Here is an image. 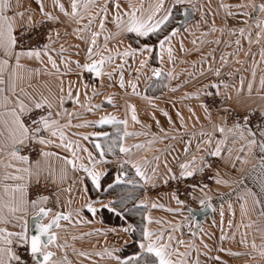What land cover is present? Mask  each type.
<instances>
[{"label": "snow or ice", "instance_id": "snow-or-ice-1", "mask_svg": "<svg viewBox=\"0 0 264 264\" xmlns=\"http://www.w3.org/2000/svg\"><path fill=\"white\" fill-rule=\"evenodd\" d=\"M32 2L33 0H29L28 6L25 7L23 0H0V169H2L0 170V264H71L66 254L58 257L57 252L52 250L55 247L63 251L68 247L66 242L63 244L58 242L60 237L57 230L63 227L61 221L69 224L73 221L75 224H92L94 218L100 216L103 210L114 213L125 223L119 227L95 228L86 234L102 235L106 244L109 234L117 237L112 246H106L95 253L101 260L106 259L109 264H189L188 257L191 255L189 249L196 246L194 241L186 242L175 235L184 226L183 224L168 222V228L162 227L153 231L149 225L161 224L162 221H154L150 215H145L143 220L147 223L141 224L140 239L135 241L136 247L132 253L125 252V247L129 244L127 239L121 243V233L130 236L138 230L133 223H127L128 213L149 207L147 195L138 198L134 195V191L137 187L154 185L160 160L159 156L153 157L152 161L145 157L134 159L133 149H143L145 144L125 146L123 140L132 136H147L150 133L128 131V119H120L113 114L103 115L98 120H85L82 123H73V121L80 120L82 112L94 114L95 111L102 109L103 104H94L93 99L105 96L103 90L116 85L123 90L125 96L129 95L130 88L131 96L140 97L148 101L151 108L157 109V105L151 103L154 98L148 96L146 91L156 82L164 79L171 81L176 78L173 71L165 73L163 69L165 53L169 62L175 59L172 40L181 31L179 26L170 27L175 10L188 4L192 12L200 11V22L207 23L204 20L202 7L198 8L197 5L192 4V0H171L168 6L166 0H148L147 4L144 0H140L139 4L134 3L133 0H68L67 4L62 0H51L52 7L49 10L45 0H34L36 8L31 7ZM220 7L225 10L231 7L242 9L250 7L253 12H258L259 16L254 21L256 28L259 29L255 42L260 43L264 39V0L259 4L250 0L248 4L241 3L235 6L221 3ZM37 14L39 19H36ZM191 14L189 8H183L184 23H189ZM110 15L111 21H109ZM226 15L245 17L250 16V13L227 11ZM200 22H197V26ZM109 23L114 26V30L109 28ZM243 23L248 24V20H244ZM61 29H63V37L71 34L83 42L85 47L82 59H73L72 54L65 55L70 49H76L74 55L80 57V44L66 46L65 42H61ZM216 30L213 21L210 31ZM224 30L223 27L220 28L221 32ZM229 31L232 35L237 31L240 36L245 35L244 27L232 28ZM129 38L134 40L136 47L131 43L124 45V41ZM111 42H115V47H109ZM248 42L253 43L251 32L248 33ZM216 43L220 41L217 40ZM235 43L239 45L240 40L237 39ZM122 45L123 50H121ZM180 47L183 50L182 41ZM154 57L159 59L160 66L151 63ZM261 57L264 59V50L261 51ZM220 59L225 65L227 64L225 56L222 55ZM117 60L120 62L117 63ZM129 60L137 66L130 65ZM22 61H36L40 67H32ZM126 68L129 69L128 74L131 79H125ZM209 71H214L216 77L221 75V68L214 70L209 68ZM86 74L87 78H85ZM41 76L53 79L40 81L39 87L34 86L31 83L33 78L39 79ZM228 76H232V73L229 72ZM105 78L108 83H105ZM255 78L256 72L253 69L252 79L247 83L246 92L244 77L241 76L239 87L230 86L220 80L203 85L202 89L195 93H185L184 99H199L201 94H213L207 92V89H215L214 95L219 96L221 88L227 90L232 87L235 90V100L233 94L226 91L225 101L234 100L235 105L244 109V114L234 118L230 124L229 117L235 116V108L226 106L218 117L219 123H216L213 122L208 105L202 103L201 107L210 127L206 129L202 126L198 133L190 134L183 148L186 155L192 148L193 139L197 135L199 139L196 141L195 152L191 155V159L179 165V176L173 174L171 168L167 171L172 179H187L208 170L214 173L209 178L217 185L235 184L238 191L243 186V190L238 195L241 201V216L245 217L249 214L247 207L249 198L252 202V211L258 210V220L244 227L251 229L255 226L254 230L260 236V244L258 245L254 238L251 242V252L247 255L252 256L254 261L258 256L260 259L256 264H264V75L260 77L259 87L256 89L260 100L258 108L252 107L247 102V98L253 95ZM141 83L145 89L143 95L139 90ZM179 87L170 88V91L175 92ZM105 100L113 108L116 107L115 94L106 95ZM124 106L134 124L151 128L150 124L142 123L134 103L124 100ZM158 110L167 117L169 125L174 124L168 112ZM257 110L259 120L253 126L251 119ZM188 111L195 115L191 107ZM176 115L180 127L186 129L187 124L182 113L177 111ZM151 118L163 136H154L152 140L147 141L149 146L157 139H176V136L169 137L164 128L160 127L155 112H152ZM96 125L123 126L122 135L118 137L121 141L118 147L122 157L118 161L114 176L107 172L105 167L110 163L106 159V154H114L115 141L107 143L108 134L105 132L85 134L71 131ZM89 135L97 138L105 137L106 147L99 142V139L94 143L97 155H93L83 147L79 140L71 138L80 136L83 140H88ZM53 148L60 151H52ZM201 152L204 154L196 155ZM80 153H87V163L83 162L84 157ZM208 157L219 158L239 175L234 180L223 179L220 169H214L213 162ZM54 159L60 162L59 168L53 164ZM153 161L156 162V166L150 167ZM249 165L250 167L246 169L245 166ZM165 166L167 167L166 162ZM69 169L80 175L73 180V186L60 191L71 193L75 187L83 194V203L73 206L76 198L69 197L66 201L68 205L66 211L53 212L52 208L45 206L50 202L52 194H44L40 191L41 180L46 183L50 181L52 184L58 182L63 184L68 179ZM149 169L152 175L148 174ZM130 171H134V176H130ZM245 176L251 177L253 187L244 184ZM87 181H90L91 188ZM33 186L36 188L34 194ZM192 187L195 189L197 185L194 184ZM199 187L204 193L203 198L199 199V204L212 208L211 197L205 192L209 186L202 184ZM192 198L196 199L194 195ZM172 199L179 207L166 210L180 214L187 211L188 216L185 217V221L188 222L191 236L195 237L197 233L191 230L190 222L196 210L187 207L185 201L179 199L175 192L172 193ZM56 203L63 208L58 195ZM151 207L163 208L164 205L152 203ZM229 208H232L231 203ZM85 213L93 219H89ZM232 214L235 215V212L233 211ZM30 215L35 220L34 233L30 231L28 219ZM100 223H103V218ZM229 224L231 226V221ZM200 231L203 229L201 228ZM73 239L77 237L74 236ZM223 239L225 237L221 236V240ZM240 243L247 246V233L242 234ZM181 247L185 250L181 251ZM204 247L208 248L209 245L205 243ZM219 251L225 249L221 248ZM79 255L86 256L87 253L80 252ZM215 259L219 260L220 257L217 256ZM193 264H200L199 259L197 258Z\"/></svg>", "mask_w": 264, "mask_h": 264}, {"label": "crops", "instance_id": "crops-1", "mask_svg": "<svg viewBox=\"0 0 264 264\" xmlns=\"http://www.w3.org/2000/svg\"><path fill=\"white\" fill-rule=\"evenodd\" d=\"M65 4H67L68 0H62ZM134 3L139 4L140 0H133ZM255 3L259 4L262 0H254ZM25 7L28 6L29 0H23ZM45 3L49 10H51V0H45ZM144 3L147 4L148 0H144ZM171 3V0H166V6ZM228 4V5H238V4H248L250 0H192V4L197 5L198 8L202 7L204 13V20L207 23L200 22L201 21V13L200 11H195L194 13V21L188 23L186 27L188 31H184L183 29L180 33L174 37L175 42V51H178V54H181L185 59H179V61L175 62V66L172 69L173 75L176 77L171 81L166 82L165 90L159 92L157 95H148L153 97L152 104L157 105V109L151 108L148 101L143 99L133 100L130 95L131 89H128L129 95L125 96L123 94V90L119 89L118 85L113 88H105L103 91L105 96L108 94H115V103L116 107L113 108L111 105L107 104L104 99L105 96H98L93 99L92 103L99 104L101 100L103 101L102 109L95 111V113L82 112V116L80 120H74L73 123H82L85 120H98L101 116L107 114L116 115L120 119H128V131L130 132H139V131H148L150 134L147 136H132L127 137L123 140L125 146H130L136 143H144L145 148L143 149H133V158L140 159L142 157L147 158L152 161L153 157L159 156V168L157 171V175L155 178L154 185L149 184L144 187V195L149 194L148 191H153L157 187L163 185L165 181H169L172 179L171 174L168 173L167 169L171 168L172 173L179 176L180 168L179 165L187 160L191 159V155L195 152V144L199 139V136L192 141V148L190 152L186 155L183 152V148L185 146V142L189 139L191 133H198L200 128L203 126L204 128H209V122L205 119V112L201 107V100L205 96L201 94L199 99H184L185 93H195L197 90H201L203 85L208 84L209 82H219L220 80L225 81L230 86L235 85L239 87L240 77H244L245 81V92L247 89V83L252 79V71L253 69L256 72V78L253 85V95L250 98H247V102L252 105L254 108H258L260 103L259 96L256 94V89L259 87V80L262 75H264V59L261 57V51L264 50V39L261 40L260 43H256V33L259 29L255 26V19L259 16L258 12H253L252 9L249 8H237L231 7L230 9H222L220 4ZM189 6L185 4L183 7ZM32 8H36L34 0L31 3ZM181 7V8H183ZM227 11H231L233 13H239L247 11L250 13V16L240 17H228L226 15ZM39 15L37 14L36 19H39ZM112 17L109 16V21H111ZM248 20V24H244L243 21ZM213 21L215 22V26L217 30L215 32L210 31ZM197 22L199 26H197ZM204 25V26H203ZM75 26V25H73ZM109 28L114 30V26L109 23ZM203 26V27H201ZM224 28L223 32L220 31V28ZM245 28V35L240 36L237 31L235 35H232L229 31L232 28ZM62 32V41L65 42L66 46H70L73 44H80L81 56L76 57L74 52L76 49H70L69 53L65 55L72 54L73 59H82L83 58V49L85 45L83 42L77 40L74 36L69 34L67 37H63V29ZM70 32V29H69ZM251 32L253 43L249 44L248 42V33ZM204 33H207L205 35ZM186 37V39H185ZM193 37V38H191ZM239 39L240 44L237 45L235 41ZM219 40L220 43H216ZM183 42L184 48L181 50L180 43ZM195 41V43H193ZM102 43V38H101ZM129 44L127 40L124 41V45ZM58 46V45H57ZM109 47H115V42H111ZM121 50H123V45L121 46ZM247 53V54H246ZM225 56L227 59V64L225 65L223 61H221V56ZM239 61V63H237ZM23 63H27L32 67H40L39 63L36 61H22ZM129 63V62H128ZM131 65V64H130ZM74 68V66H73ZM209 68L212 70L216 68H221L220 77H216L214 75V71H209ZM231 72L232 76H228V73ZM203 73V75H201ZM75 79V77H71ZM87 78V74L86 77ZM53 78L41 76L39 79L33 78L31 83L34 86L39 87L40 81L49 80ZM125 79H131L129 75H126L125 70ZM105 83H108L105 78ZM170 85V86H169ZM169 86V90H168ZM180 86L177 91H170V88H176ZM83 91V90H82ZM209 91H216L215 89H207ZM221 107L218 111H211L213 122L219 123V115L222 114V109L226 106L233 107L235 110L244 111L243 108L235 105V90L230 87L225 90L221 88ZM231 92L233 94L234 100L230 102H226L224 98L225 92ZM145 94V93H144ZM91 95V92H89ZM83 100V97H81ZM124 100H130L137 106V114L143 124H150L151 128H143L141 124H134L131 121L130 113L127 111L124 106ZM70 107V105H69ZM191 107L195 115L188 111V108ZM158 109H162L172 117L174 122L173 125H169L167 122V117L163 116L161 111ZM179 111L184 116L185 122L187 124V128H181L179 123V118L176 113ZM152 112H155L156 119L160 121V127L164 128V130L168 133V136H176V139H157V141L149 146L147 141L152 140L155 137H162L163 133L160 132L154 120L151 118ZM199 117V120H197ZM113 125H96L94 127H86V128H78L72 129V132L85 133L90 134L93 132H105L109 136V143L111 142L114 135L110 133V127ZM120 127L119 136L122 135L123 126ZM71 136V132L69 133ZM112 135V136H111ZM72 139L79 140L83 147H86L89 151L93 153V155H97V150L94 147V143L101 138H105L103 136L97 138L95 136L89 135L88 140H83L80 136L71 137ZM103 142V141H102ZM121 141L118 139L117 149L114 154L107 155L106 159L110 161L108 164L112 169L117 168L118 161L122 157V154L119 152L118 145ZM106 147V146H105ZM52 151H60L59 149L53 148ZM67 155V153H63ZM204 153H196L197 156L203 155ZM81 156L84 157L83 162L87 163V153H80ZM214 157H208L211 160ZM219 159V158H217ZM165 162L167 167L165 166ZM53 164L59 168L60 162L57 160H53ZM156 162L153 161L150 167H155ZM239 167V166H238ZM246 169L249 166H245ZM220 175L223 179L234 180L238 173L230 168V166L222 163L220 161L219 166ZM2 170V169H0ZM130 174H133L134 171H130ZM149 175H152L149 169ZM80 173H74L69 169L68 179L60 184L59 182L56 184H52L50 181L47 182L50 184L55 193L52 196L50 202L45 205L46 207H50L55 211L67 210L68 205L66 201L69 197L76 198V202L73 206H79V204L83 203V194L78 191L75 187L71 193L62 192L60 189L68 188L73 186V180ZM139 179V178H136ZM45 182L43 179L41 183ZM142 183V182H141ZM244 184L248 187H253L251 177H244ZM243 190V186L240 187L239 191L237 190V185L231 184L230 186L225 185H217L215 181H213V185L210 189L205 190L207 194L211 197L212 204V219H206L202 223L203 231L197 230L195 227V223L191 220V230L196 231L197 235L195 237L191 236V232L189 229L188 222L185 221V217L188 216V212L184 211L182 214L169 212L166 209L172 208L176 209L179 205L176 204V201L172 199V197L168 194L161 195L159 197L156 204L164 205L163 208L157 207L153 208L154 215L152 219L162 221L161 224L152 223L149 225L150 229L153 231L159 230L160 228H168V222L172 224H183L184 226L175 233L177 238H182L186 242L189 240L194 241L195 248L189 249L191 255L188 257L189 264H193V262L198 258L200 264H256L259 261V257H255V261L252 256L247 255V253L251 252V242L255 238L256 243L260 244V236L254 230V227L249 229L245 228L244 225L257 221V211H252V202L251 198L248 200V216L242 217L240 212L241 201L238 199L239 193ZM59 196V200L63 205V208L59 207L56 203V197ZM172 195V194H171ZM196 199L192 198V205H190L193 209H200L203 206L199 204V199L203 198L204 193L201 191L194 194ZM179 198V197H178ZM181 199V198H179ZM229 203H231L232 208H229ZM189 207V206H187ZM221 210H223V217H221ZM233 211L235 215H233ZM151 214V213H150ZM165 214V216L163 215ZM88 216L87 213H85ZM32 216L30 215L28 219ZM89 219H93L91 216H88ZM231 221V226L229 222ZM63 227L58 229L59 233V243H67L68 247L61 251L57 248H53V251L57 252V256L67 255L68 260L71 264H109V262L105 260H101L100 257L96 256L95 253L97 251H101L106 246H112L116 241L117 237L109 234L107 237V244L105 243V238L102 235H86L91 232L95 228L101 227H119V226H110L105 223H100V217L94 218V222L92 224H69L68 222L61 221ZM243 233H247V246L240 243L241 237ZM182 234V235H181ZM77 237V239H73V237ZM221 236H224L225 239L221 240ZM121 243L123 240L127 239L129 243H131V237L127 234L121 233ZM208 244L209 247L205 248L204 244ZM225 249V251H219V249ZM197 249L199 251H197ZM181 251H184V247H181ZM80 252L87 253L86 256L79 255ZM230 253H244L245 255H231ZM220 257L219 260H216L215 257ZM211 257V259L209 258Z\"/></svg>", "mask_w": 264, "mask_h": 264}, {"label": "built area", "instance_id": "built-area-1", "mask_svg": "<svg viewBox=\"0 0 264 264\" xmlns=\"http://www.w3.org/2000/svg\"><path fill=\"white\" fill-rule=\"evenodd\" d=\"M175 13L180 15L182 13L181 8H177L175 10ZM209 93H213L212 95H205L203 97L202 103L207 104L209 107V110H217L221 107V98L219 96L214 95V91H209ZM244 112H236L234 117H229V123H232V120L238 116H242ZM259 120V112H256L255 115L252 116L251 123L254 126ZM211 161L213 162V168H217L219 164V160L212 158ZM214 173L208 170H205L204 173H197L194 177L187 178V179H171L169 180L165 185L160 186L156 191L157 192H175V194L185 201L186 205H191L192 203V196L200 191L199 185L207 184L209 187L207 189H210L213 185V179H210L209 177L212 176ZM197 185L195 189H193V185ZM205 189V190H207ZM40 191H42L44 194H54L55 190L54 188L44 182L41 183ZM36 192L35 186L32 188V193L34 194ZM34 198V196H33Z\"/></svg>", "mask_w": 264, "mask_h": 264}, {"label": "rangeland", "instance_id": "rangeland-1", "mask_svg": "<svg viewBox=\"0 0 264 264\" xmlns=\"http://www.w3.org/2000/svg\"><path fill=\"white\" fill-rule=\"evenodd\" d=\"M179 15L178 14H176V13H174V18H173V20L171 21V24H170V27H173V26H175V21L177 20V19H179ZM188 25V24H187ZM204 26V25H203ZM203 26H201V27H203ZM186 27V26H185ZM184 29V28H183ZM191 38H193V37H191ZM174 39L175 38H173V40H172V47H173V50H174V57H175V59H174V61H172V62H169L168 61V59H167V54L165 53V55H164V64H163V69H164V72L165 73H167L168 71H172V69L174 68V66H175V62H177V61H179V59H185L183 56H181V54H178V51H175V42H174ZM185 39H186V37H185ZM127 41H128V43H131L132 44V46L133 47H136V44L134 43V40L132 39V38H129V39H126ZM153 40H155V37H153ZM156 50L158 51L159 49H158V46H157V48H156ZM120 61L119 60H117V63H119ZM154 66H160V64H159V59L158 58H153V60H152V62H151ZM129 64H131V65H133V67H135V66H137V65H135V64H133V61H131V60H129ZM129 73V69H127L126 68V75H129L128 74ZM135 75V73L133 72V76ZM132 78V77H131ZM142 80H143V78H142ZM167 80L168 79H164L163 81H160V82H156L155 83V85L153 86V87H151L150 89L148 88L147 89V91H146V94L148 95V93H152V91H154L156 88L157 89H159V91L160 92H162V91H164L165 90V87H166V82H167ZM169 81V80H168ZM170 86V85H169ZM169 86H168V90H169ZM140 92L142 93V95L145 93V89H144V86H143V83H141V86H140ZM158 91V92H159ZM220 97V96H219ZM132 98H133V100L135 101V100H138V99H140V97H135V96H132ZM221 98V97H220ZM105 99V98H104ZM203 100V99H202ZM202 100H201V103H202ZM222 102V101H221ZM101 103L103 104V101L101 100ZM103 106H105V104L103 105ZM219 109H217V110H211V111H218ZM236 112H244L243 110L242 111H237V110H235ZM257 112H259L258 110H257ZM111 129H110V133H112L113 135H114V137L112 138V140H111V142L110 143H112L113 141H115V144L113 145V152H116V149H117V143H118V137H119V132H120V127L119 126H112V127H110ZM112 136V135H111ZM103 141V142H102ZM109 141V136H108V138H107V143H109L108 142ZM100 143H102V144H105V146H106V143H105V138H101V141H100ZM110 154H112V153H108L107 155H110ZM215 159H217V158H215ZM219 160V159H218ZM219 164H220V160H219ZM219 164H218V166H219ZM217 166V167H218ZM108 169L110 170V169H112L109 165H107L106 167H105V170L106 171H108ZM114 170V172H113V176L116 174V170L115 169H113ZM131 173V172H130ZM129 173V174H130ZM130 176H133V174H130ZM168 182V181H167ZM42 183H44V182H42ZM87 183H88V186H89V188H91V184H90V181H87ZM166 183H164L163 185H165ZM162 186V185H161ZM160 187V186H159ZM159 187H157L156 189H153V191H148V193L149 194H147V200H148V203H149V207L148 208H146V209H142V211H143V213H142V216H145V215H154V212H153V208L151 207V204L152 203H156L159 199V197H161V195H164V194H168V195H170L171 197H172V193L173 192H162V193H160V192H157L156 190L159 188ZM54 195V194H53ZM52 195V196H53ZM134 195L135 196H137L138 198H144V187L143 188H140V187H137L136 189H135V191H134ZM182 200V199H181ZM192 203H193V201H192ZM192 203H191V205H192ZM188 206V205H187ZM189 207H190V205H189ZM151 213V214H150ZM164 216H165V214H163ZM152 217V216H151ZM143 221V223L144 224H146L147 223V221H144V220H142ZM130 223V222H129ZM133 224H134V222H133Z\"/></svg>", "mask_w": 264, "mask_h": 264}, {"label": "trees", "instance_id": "trees-1", "mask_svg": "<svg viewBox=\"0 0 264 264\" xmlns=\"http://www.w3.org/2000/svg\"><path fill=\"white\" fill-rule=\"evenodd\" d=\"M158 91H159V89L156 88L154 91H152V93L151 92L148 93V95H157L160 92V91L159 92ZM107 172H109L111 175H113L114 170L108 169ZM129 208H131V205H129ZM142 213H143L142 209L133 210L132 212L128 213L127 223H129V222L133 223L134 222V225L137 227L138 230L134 234L130 235L132 241H131V243L128 244V246L125 247V252L127 254L132 253L133 249L136 247L135 241H138L140 239L139 228H140L141 224L143 223ZM99 217H100V220H101V218H103V223L108 224L110 226H120L121 224L125 223L124 221L118 219L114 213H110L107 210H103L100 213Z\"/></svg>", "mask_w": 264, "mask_h": 264}, {"label": "water", "instance_id": "water-1", "mask_svg": "<svg viewBox=\"0 0 264 264\" xmlns=\"http://www.w3.org/2000/svg\"><path fill=\"white\" fill-rule=\"evenodd\" d=\"M183 8H189V11L192 13L191 16L189 17V23L194 21L195 17H194V13L191 10V7L186 6ZM184 16L181 15L179 19H177L175 21V26H179L181 28V30L184 28V26H186L187 24L184 23ZM195 214L194 217L192 218V220L195 223V227L197 230H200L202 228V223L208 218V219H212L213 214H212V208H207V207H202L200 209H195ZM29 226H30V231L34 233L35 230V220L34 217H31L29 219Z\"/></svg>", "mask_w": 264, "mask_h": 264}]
</instances>
